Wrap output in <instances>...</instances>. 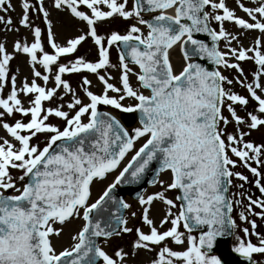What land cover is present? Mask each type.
<instances>
[{"label":"snow or ice","instance_id":"6c2138e0","mask_svg":"<svg viewBox=\"0 0 264 264\" xmlns=\"http://www.w3.org/2000/svg\"><path fill=\"white\" fill-rule=\"evenodd\" d=\"M251 2L256 6L246 7L238 0V7L251 20L248 22L237 17L225 0H133L131 8L129 0H54L56 9L68 10L74 18L86 23L88 29L87 34L60 46L54 40L44 0H39L38 11L43 13L54 54L45 52L39 27L34 28L35 39L31 45L16 42L15 50L27 54L33 67L40 64L45 69V74L33 73L45 86L37 84L36 79L31 84L25 79L17 90L16 77L12 76L10 94L7 98L0 97V126L19 145L0 138V264H128L130 253L118 248L109 255L98 240L103 238L106 245L113 236L131 233L133 229L127 227L125 218L116 216L113 221L111 217L102 219L101 214L108 211V205L130 208L124 200L116 198L114 190L121 184L140 183L154 162L158 165L157 179L151 183L159 182L163 191L146 198L137 194L139 203L145 206L142 220L150 232L135 229L134 250L158 249L151 264H227L214 252L219 240L234 238L236 243L231 252L241 258L242 264H264V259L254 258V254L264 258V235L256 231L255 220H249L245 214L264 219V199L248 196L245 210L238 213L240 221L251 225L250 232L248 227L240 228L233 218V205H243L241 200L233 199L236 193H230L233 178L248 182V177L234 171L237 162L232 157L235 156L256 177L255 186L264 195L262 173L250 163L255 161L258 166H264V145L245 140L253 130L264 127V95H261L264 84L260 82L264 77L262 41L257 38L255 45L248 49L232 48V41L239 43V38L224 28L226 21H234L241 29L258 30L264 35V0ZM81 5L90 14L79 10ZM21 6L20 25L31 29L29 11L36 6L29 0H21ZM14 10L11 0H0V13ZM146 13L152 15L145 19ZM115 17L135 19L148 29L147 35L137 24L131 25L124 35L98 34V22ZM212 21L219 25L218 31L211 27ZM0 24L11 30L13 21L0 15ZM198 34L211 37L212 46L197 38ZM89 36L98 46L97 62H88L83 57L66 64L58 62L60 57L75 53ZM221 40L229 45L227 52L219 50ZM113 45L120 48V87L109 82L115 77L100 74L102 69L117 67L110 63L109 49ZM176 45L181 47L185 60L179 73L174 70L169 55ZM38 52L42 58H38ZM249 52L254 55H248ZM230 56L241 62L254 60L258 69L252 83L240 78L244 77L243 69L239 63H230ZM197 58L238 71L240 75L235 82L245 87L256 102L254 110L247 112V119L237 114L234 105L246 108L249 99L232 92L231 88L226 89L225 84L230 86L233 80L218 68L209 70L194 62ZM12 59L0 43V93L9 80L8 65ZM129 63L137 65L140 71L134 72ZM53 65L56 66L54 73ZM81 71L96 74L104 86L100 94L88 91L91 82L85 77L81 87L85 89L87 103L63 79L66 73ZM130 75L136 76L138 88L132 86ZM50 78L55 87H47ZM60 89L64 95L58 94ZM140 89L150 94L145 95ZM19 93L33 96L30 107L23 106ZM68 95L71 100L65 105L63 101ZM54 98L60 103H55ZM126 100L135 103L125 104ZM44 102H51L53 106L45 107ZM100 106L134 114L140 126L130 133L110 112L100 111ZM225 108L232 121L223 114ZM15 114L30 116V120L4 121L5 116ZM50 118L62 120L63 127L51 123ZM230 122L235 123L236 133L226 132ZM241 125H246L248 131L241 130ZM40 136L45 137L43 146L32 143ZM145 137V142L136 149V142ZM130 152L134 154L115 181L95 202L89 203L93 182L103 180L120 167ZM12 169L22 174L14 177ZM165 171L172 176L166 188L158 181L159 174ZM17 181L22 182V187L17 186ZM244 183L238 187L242 189ZM9 190L18 194L5 195ZM169 190H179L181 194L176 197L179 204L165 196ZM155 200L162 201L168 209L160 227L169 223L171 227L162 233L149 217ZM253 207L261 211L254 212ZM173 209H177L176 213ZM70 218H79L85 223L72 237L71 247L57 252L51 237L59 236L63 228L52 225H63ZM237 229L243 232V237L236 235ZM253 236L258 243L252 242ZM168 240L184 250L169 247ZM131 255L135 256V251Z\"/></svg>","mask_w":264,"mask_h":264},{"label":"rangeland","instance_id":"374dc122","mask_svg":"<svg viewBox=\"0 0 264 264\" xmlns=\"http://www.w3.org/2000/svg\"><path fill=\"white\" fill-rule=\"evenodd\" d=\"M30 3L34 4L36 8L30 9L29 11V17H30V23L32 25L31 29L26 28L20 25V19L23 15V9L21 6V0H11V3L14 6V11H9L8 13H0V15H5L6 18L10 17L13 21V24L11 26V30H6L5 26L3 24H0V43L4 44L5 49L8 54L13 56V59L9 62L8 65V75L9 80L5 83L3 92L0 93V97L7 98V96L10 94L12 90L11 85V77H16V87L17 90H19L22 87L23 82L25 79L29 84H31L33 79H36L37 84L40 86H45L44 81L40 78H35L33 73L34 71H40L42 74H45V69L40 65L36 64L35 67H33L30 57L23 53V52H17L15 50V43L21 42V43H27L28 45H31L34 42V28L39 27L41 29V41L42 45L44 47L45 52L48 54H54V50L50 47V44L48 42V36H47V25L43 17V13L38 11L39 7V0H29ZM122 2V0H121ZM240 3H243L246 7H255L256 5L251 2V0H239ZM133 3V0H129V8H131V5ZM226 6L229 7L230 10H233L235 12V15L239 18H243L248 22H251L250 18L247 16L246 13H244L239 7H238V0H225ZM44 8L49 12L48 19L52 23V32L54 40L57 44L60 46H66L67 41L72 38H76L80 35H85L88 32L87 25L84 22L79 21L77 18H74L68 10H58L54 7V0H44ZM103 10L107 11L108 9L106 6H101ZM82 11H85L86 14H90V10L86 8V6L81 5L80 9ZM146 19V16H145ZM133 24H137L135 19L131 20H125L123 18L115 17L108 21H105L103 23L97 24V31L98 34L103 35L105 37L109 36L113 32H117L121 35L127 34V31L129 27ZM212 26L215 30H219V25L217 22L212 21ZM138 27L142 28V31L144 35H147L148 29L145 26L137 24ZM225 30L235 35L239 38V43H237L236 40H233L230 47L232 48H240L243 47L244 49L251 48L255 45V41L257 38H261V50L264 51V35H262L258 30H244L241 29L238 25L235 24V22H228L226 21L224 23ZM18 29V31H17ZM229 45L226 43V41L221 40L220 41V49L222 52H227ZM248 55H254V53L249 52ZM83 57L88 62H97L98 61V46L94 43L93 39L89 36L85 41H83L78 47L77 51L75 53L69 54L65 57L59 58L60 64H66L70 61H73L77 58ZM109 57H110V63L112 65H116L115 68H106L100 70L101 75H111L115 77V79L109 81L113 84H115L117 87H120V75L121 72L119 70V48L117 45H113L109 49ZM38 58H42V55L38 52ZM171 58L174 66V70L176 72L180 71L184 65L185 60L183 57V54L181 52V49H177L176 51L171 52ZM230 63H239L240 68L243 69L244 77H240L241 79L246 78L248 83H252L254 80V73L258 69V65L255 64L254 60H246V61H237L235 57H229ZM129 67L133 69L134 72H139V68L129 63ZM53 73L56 70V66H52ZM219 71L227 77L229 80H233L232 85L225 84V88H231V91L239 94L245 98L249 99V104L246 106V108H242L240 105H234L237 114L240 117H243L247 119V112H252L254 108L256 107V102L251 99L250 94L248 93L247 89L245 87H242L239 83H236L237 77H239V73L236 69H227L221 66L219 68ZM87 78L91 84L90 86H87L88 91H92L95 94H100L103 91V84L100 82V80L97 78L96 74L87 72V71H81L79 73H66L63 76V79L68 81L72 87V89L75 91V93L85 102H88V98L85 93L84 87H81L83 79ZM130 82L134 88H138V82L135 75H130ZM262 84H264V77H261ZM48 88L55 87V84L53 80L50 78L48 84ZM141 91H144V94H147L148 92L140 89ZM59 95H64L63 89L59 90ZM258 94L259 90H258ZM109 95H113L112 93H109ZM264 95V94H261ZM19 99H21L23 106L25 108L30 107V101L33 99V96L31 94L25 95L23 93H19ZM71 96H65V99L63 103L65 105L70 102ZM55 103H60L59 101H55ZM125 104H134L135 101L132 100H126L124 101ZM45 107L53 106L51 102H44ZM105 109L110 110L113 113L120 114L119 110H116L110 106H102ZM64 110H68L65 106ZM223 114L228 117L230 121H232L231 115L227 112L226 108L223 109ZM255 114V113H254ZM264 118V117H262ZM23 121L28 122L30 120L29 117L22 116L21 114H15L13 116H5L4 121L9 123H14L15 121ZM50 122L63 127V121L59 119H53L50 118ZM85 122H87V119L85 118ZM135 127H139L138 124H133L130 127V132H132V129ZM223 127V125H222ZM240 129L243 131H248L246 125H241ZM227 133H236L237 127L234 122H230L226 127ZM23 134V133H22ZM0 138L8 139L13 144H15L17 147H19L18 143L6 132V130L0 126ZM45 140L44 136H40L39 139L34 138L32 143L41 144L43 146V142ZM146 140L145 138H141L139 141L136 142L135 148L137 149L140 145H142ZM246 141L252 142L255 145H264V127H260L257 130H253L250 135L245 137ZM0 143H2V140H0ZM133 152L128 154L127 159L125 161H129L131 159ZM231 155V153H229ZM237 162V167L234 169L236 172H240L244 176L248 177V182L244 183L242 181H239L235 178H233L232 181V187L230 188V193H236L237 195L233 197V199H239L242 201L243 206H238L236 204L233 205V213L232 216L236 220L237 224L240 228L248 227L251 232V225L242 222L239 219L238 213L240 211H244L247 204H248V196H251L252 199H264V195H262L257 187L255 186L254 180L256 177L252 175V173L245 167H243L239 161V159L235 156L232 157ZM264 159V157H262ZM252 167H258V170L262 173V183H264V166H258L255 161H250ZM11 174L14 177L20 176L22 173L12 169ZM117 171H114L110 174H108L103 180H95L94 183L91 186V198L90 202H95V200L103 193L106 186L112 182L114 177L116 176ZM159 181L163 182L164 188L167 187L169 183L172 182V176L169 171L163 172L159 178ZM244 183V187L241 189L238 186ZM17 186L22 187V182L17 181ZM163 191V188L161 187L160 183L158 182L156 185L150 187L147 191V195H152L154 193ZM7 193H13L11 190ZM240 193H243V196L240 195ZM17 194V193H13ZM178 191L177 190H169L165 192V196L168 199H172L177 204H179V201H176ZM145 197V198H146ZM128 204L131 205L130 208H128L127 211V227H130L133 229V232L131 233H125L121 234L119 236H113L108 240V243L105 245L104 240H101V245L105 248V250L108 252L109 255H112L118 248H123L125 252L130 253L128 257V264H151V261L156 258L158 249L154 251H145V250H134L132 245L137 239L136 235V228H140L141 231L148 234L150 232L149 226L145 225L142 220L143 215V208L145 206L141 205L139 203V200H133L128 199ZM167 206L160 200H155L153 204L150 206L149 210V217L153 220L154 226L158 228V230L162 233L166 230H168L171 225L165 224L162 228L160 227L161 220L165 217L167 212ZM173 213H176L177 209L172 210ZM254 212H260L261 209L253 207ZM135 213L136 215L133 217L132 213ZM246 215H248L249 220H255L257 224L256 231L259 232L261 235H264V219H261L259 216L251 215L247 212H245ZM84 221L79 218H72L71 220L65 222L63 225H60L59 223L53 224V228H63V231L60 233L59 236H52L51 240L53 245L55 246L57 252L64 250L65 248L71 247L73 243L72 237L77 234L78 230H81V228L84 225ZM236 235L243 237L244 234L242 231L237 229ZM252 242L254 244L258 243V240L256 237H250ZM236 243V240L234 239L232 246ZM167 244L169 247L174 248L175 250H184L183 248H178L174 244H172L171 240L167 241ZM135 251V256H132L131 253ZM254 258L257 260L264 259L259 254H254Z\"/></svg>","mask_w":264,"mask_h":264},{"label":"water","instance_id":"95a60500","mask_svg":"<svg viewBox=\"0 0 264 264\" xmlns=\"http://www.w3.org/2000/svg\"><path fill=\"white\" fill-rule=\"evenodd\" d=\"M199 39L204 40V42L208 43L209 46H212L211 37L207 36L206 34H198ZM195 62L201 63L205 67L209 68V70H215L216 65L211 64L207 59H199ZM131 119L126 118V123H130ZM158 165L154 162L153 165L150 166V169L145 173L143 179L138 184H121L122 189H115L114 195L116 198L122 199V193L127 192L130 195H132L135 198H138L137 194H140L144 191V189L151 184V181L154 179H157L156 175V168ZM118 211L120 213H118ZM124 209L121 208L119 205H108V211L101 214V218H109L111 217L113 221L115 220L116 216H120L123 218ZM231 238H224L222 240L218 241L216 252H219L221 254V257L227 261V264H242L241 258H239L237 255L233 254L229 250V243Z\"/></svg>","mask_w":264,"mask_h":264},{"label":"bare ground","instance_id":"6f19581e","mask_svg":"<svg viewBox=\"0 0 264 264\" xmlns=\"http://www.w3.org/2000/svg\"><path fill=\"white\" fill-rule=\"evenodd\" d=\"M176 49H177V47H174L173 49H171L170 52H169V54L171 53L172 50H176Z\"/></svg>","mask_w":264,"mask_h":264}]
</instances>
